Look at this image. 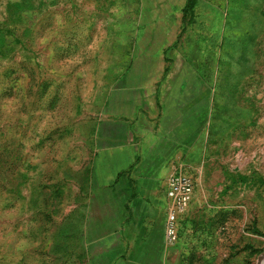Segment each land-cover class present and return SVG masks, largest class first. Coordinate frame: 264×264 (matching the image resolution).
Masks as SVG:
<instances>
[{"label": "rangeland", "instance_id": "1", "mask_svg": "<svg viewBox=\"0 0 264 264\" xmlns=\"http://www.w3.org/2000/svg\"><path fill=\"white\" fill-rule=\"evenodd\" d=\"M184 3L0 0V264H105L102 253L129 244L135 260L153 252V264H260L264 0H197L186 18ZM170 69L189 118L174 130L189 143L174 146V171L191 187L174 242L156 211L152 241L136 226L135 242L92 244L90 215L116 228L125 188L137 184L122 170L116 194L93 192L132 154L106 150L130 140L129 119L108 115L107 95L121 85L158 90ZM160 150L145 154L159 160Z\"/></svg>", "mask_w": 264, "mask_h": 264}, {"label": "crops", "instance_id": "2", "mask_svg": "<svg viewBox=\"0 0 264 264\" xmlns=\"http://www.w3.org/2000/svg\"><path fill=\"white\" fill-rule=\"evenodd\" d=\"M175 72L176 69H170L168 73L161 75L162 85L158 90L157 86L154 90L145 85H121L113 88L107 95L105 110L108 115H121L124 119H129L126 126L129 127L130 140H126L125 143H112L107 146L106 150L109 151L112 147H124L125 145L131 146L132 154L125 168L105 174L99 186L93 188V192L96 188H101L110 194H116L118 189L112 185L119 175L123 176L120 174L122 170L125 171V177L134 180L137 184L129 186L127 190L125 188V192L128 193L125 196L127 217L116 228L108 220L93 223V218L96 217L90 215L91 221L88 224L89 229L86 234L95 232L94 237L87 239L92 244H109L112 241L119 240L130 243L135 242L136 226L140 231L138 235L141 238L143 237L145 241L150 242L153 240L150 237V226L154 214L157 211L162 220L165 218L167 202L164 191L159 190L161 185L159 179H166L174 169V155L172 154L174 153V146L189 145L188 142L179 141L177 139L178 134H174V130H178L182 120L186 124L189 122V118L184 116L187 111L183 110L184 108L180 107L178 103L179 90L174 91ZM199 80L202 83L205 82L204 79L200 78ZM207 98L209 99L208 93ZM140 124L142 126H139ZM191 135L193 137V134ZM193 140L194 138H192V144ZM160 148L163 150L161 149L162 155L159 160L148 158L147 152L150 149L154 151L160 150ZM118 173L119 175H117ZM107 202L110 201L107 200ZM110 225L112 227L109 229ZM137 240L142 241L138 238ZM90 250L93 252L92 248ZM130 250L131 244H129L128 249L120 254L108 253L107 251V253H102L101 256L106 257L105 264H117V259L124 264H153L148 261V258L152 256L156 258V255H152L153 252L148 251V248H142L139 256L144 257V260L138 261L135 260L136 255L131 253ZM92 264L96 263L92 261Z\"/></svg>", "mask_w": 264, "mask_h": 264}, {"label": "built area", "instance_id": "3", "mask_svg": "<svg viewBox=\"0 0 264 264\" xmlns=\"http://www.w3.org/2000/svg\"><path fill=\"white\" fill-rule=\"evenodd\" d=\"M166 197L168 199L167 212L164 225L165 240L168 243L174 242L175 223L178 213L181 212L190 201L191 187L186 176L181 172L172 170L166 179Z\"/></svg>", "mask_w": 264, "mask_h": 264}, {"label": "trees", "instance_id": "4", "mask_svg": "<svg viewBox=\"0 0 264 264\" xmlns=\"http://www.w3.org/2000/svg\"><path fill=\"white\" fill-rule=\"evenodd\" d=\"M197 0H186L184 6L182 8V16L189 17L193 11V8L196 4ZM119 175V173L117 174Z\"/></svg>", "mask_w": 264, "mask_h": 264}, {"label": "water", "instance_id": "5", "mask_svg": "<svg viewBox=\"0 0 264 264\" xmlns=\"http://www.w3.org/2000/svg\"><path fill=\"white\" fill-rule=\"evenodd\" d=\"M263 261H264V254H261V255L258 257V262H259L260 264H262Z\"/></svg>", "mask_w": 264, "mask_h": 264}]
</instances>
